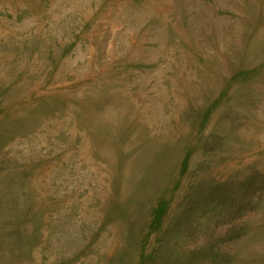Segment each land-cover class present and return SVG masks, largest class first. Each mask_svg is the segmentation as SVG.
<instances>
[{
  "label": "rangeland",
  "instance_id": "1",
  "mask_svg": "<svg viewBox=\"0 0 264 264\" xmlns=\"http://www.w3.org/2000/svg\"><path fill=\"white\" fill-rule=\"evenodd\" d=\"M0 264H264V0H0Z\"/></svg>",
  "mask_w": 264,
  "mask_h": 264
}]
</instances>
